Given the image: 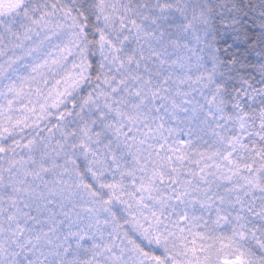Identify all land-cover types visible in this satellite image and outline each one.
<instances>
[{
	"label": "snow or ice",
	"instance_id": "6c2138e0",
	"mask_svg": "<svg viewBox=\"0 0 264 264\" xmlns=\"http://www.w3.org/2000/svg\"><path fill=\"white\" fill-rule=\"evenodd\" d=\"M0 264H264V0H0Z\"/></svg>",
	"mask_w": 264,
	"mask_h": 264
}]
</instances>
